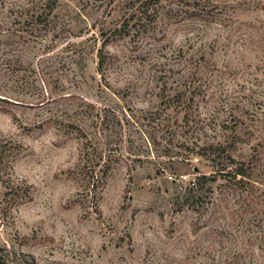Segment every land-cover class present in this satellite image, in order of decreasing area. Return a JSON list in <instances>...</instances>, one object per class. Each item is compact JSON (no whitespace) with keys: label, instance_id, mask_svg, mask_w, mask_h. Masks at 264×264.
<instances>
[{"label":"rangeland","instance_id":"374dc122","mask_svg":"<svg viewBox=\"0 0 264 264\" xmlns=\"http://www.w3.org/2000/svg\"><path fill=\"white\" fill-rule=\"evenodd\" d=\"M149 2L0 0V264H264V0Z\"/></svg>","mask_w":264,"mask_h":264},{"label":"trees","instance_id":"16d2710c","mask_svg":"<svg viewBox=\"0 0 264 264\" xmlns=\"http://www.w3.org/2000/svg\"><path fill=\"white\" fill-rule=\"evenodd\" d=\"M154 0H150L148 5L153 4ZM51 12L53 11V7L50 8ZM156 14V13H155ZM193 14V13H191ZM196 14V13H195ZM155 21L154 13L148 14L145 19H143L142 26H147V24L153 23ZM104 58L102 56L99 57V65H103ZM224 154V153H223ZM219 156L220 160L224 161V158L222 159L221 154L216 155ZM210 158H212L210 156ZM226 159L229 160L230 163H233L236 165L235 168L232 170H226L223 169V167H228L227 165H224L222 161H219L220 167L222 169H219L216 174H226L225 177L229 178V183L232 184L233 187L230 188L229 191L221 192V200L220 202L222 205L226 204L228 206L231 203L230 197H236L241 196L242 197V205L240 206L242 208V212L244 211L246 214L249 212H254L256 208H259V206H264V194H259V191L261 190V187L264 188V185H261L256 180L253 179L252 174V168L250 165L246 163H239L236 162L234 159H231V156L226 155ZM213 161H216L215 159H212ZM226 172V173H225ZM207 180L206 175H201L198 177L195 181L191 183L192 188L187 189L189 192V198L195 197V196H202V190L205 188V181ZM253 222H248L247 226L249 228V232L253 233ZM250 234L249 236H251ZM258 235H252L250 238V242L254 240H257ZM264 251V244L262 247H260Z\"/></svg>","mask_w":264,"mask_h":264}]
</instances>
